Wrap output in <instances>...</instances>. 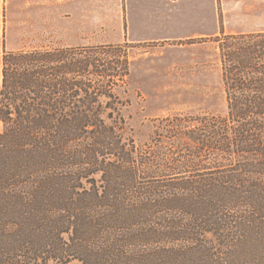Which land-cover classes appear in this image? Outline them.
Instances as JSON below:
<instances>
[{
	"label": "trees",
	"instance_id": "obj_1",
	"mask_svg": "<svg viewBox=\"0 0 264 264\" xmlns=\"http://www.w3.org/2000/svg\"><path fill=\"white\" fill-rule=\"evenodd\" d=\"M212 38L226 113L159 118L152 149L112 89L127 42L3 45L0 264H264V30Z\"/></svg>",
	"mask_w": 264,
	"mask_h": 264
},
{
	"label": "rangeland",
	"instance_id": "obj_2",
	"mask_svg": "<svg viewBox=\"0 0 264 264\" xmlns=\"http://www.w3.org/2000/svg\"><path fill=\"white\" fill-rule=\"evenodd\" d=\"M244 5L243 16L240 13L226 14L227 25L231 29L243 26L264 28V0H244ZM46 15L44 17L48 18ZM222 15L220 13V22ZM42 17V13H27L26 18L20 16L18 0H9L3 12L4 42L17 43L20 49L69 46L67 44L73 38L67 36L66 30L50 28L48 19L43 20ZM99 44L104 43L70 46ZM118 51L127 56L129 74L123 81H114L112 89L124 104L121 107L125 120L124 134L137 145L154 147L152 135L159 118L174 114L226 113L220 48L212 37L153 44L127 42ZM1 54L0 50V64ZM163 140L168 147H180L181 140L194 145L186 138L173 140L168 133Z\"/></svg>",
	"mask_w": 264,
	"mask_h": 264
},
{
	"label": "crops",
	"instance_id": "obj_3",
	"mask_svg": "<svg viewBox=\"0 0 264 264\" xmlns=\"http://www.w3.org/2000/svg\"><path fill=\"white\" fill-rule=\"evenodd\" d=\"M8 2L0 0L1 52L3 45L7 50L20 49L19 44L4 42L2 37L3 12ZM244 7V0H18L20 16L42 13L50 28L66 30L73 38L67 45L153 44L213 37L221 32L263 31L260 27L231 29L227 25L226 14L243 16Z\"/></svg>",
	"mask_w": 264,
	"mask_h": 264
}]
</instances>
